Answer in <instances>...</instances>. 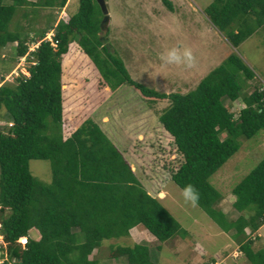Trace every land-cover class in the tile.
<instances>
[{"label": "trees", "instance_id": "trees-1", "mask_svg": "<svg viewBox=\"0 0 264 264\" xmlns=\"http://www.w3.org/2000/svg\"><path fill=\"white\" fill-rule=\"evenodd\" d=\"M66 1L0 0V53L14 43L9 60L0 58V108L9 122L0 126V264H111L88 256L103 240L127 238L133 226L158 244L185 234L96 122L84 118L64 133L63 125H71L68 81L89 67L108 92L125 84L150 106L167 100L156 119L181 157L168 179L180 190L194 185L197 206L237 243L246 263L264 264V249L254 248L256 236H249L264 222V154L231 188L238 197L231 204L238 212L232 220L217 207L221 196L208 181L237 149L238 136L264 132V88L243 92L251 70L230 52L190 90L147 88L131 79L120 57L109 51L106 33L98 34L101 13L95 0H77L66 20L46 23L33 36L9 29L26 5L62 8ZM160 1L172 10L169 0ZM203 12L232 47L264 25V0H211ZM49 30L54 46L42 40ZM36 41L28 50V42ZM20 57L27 75L17 69L11 82L4 80ZM237 99L246 107L234 115L230 103ZM30 159L48 161L47 182L30 173ZM19 237L25 238L23 244ZM121 256L127 264H155L145 244H108L107 259Z\"/></svg>", "mask_w": 264, "mask_h": 264}, {"label": "rangeland", "instance_id": "rangeland-1", "mask_svg": "<svg viewBox=\"0 0 264 264\" xmlns=\"http://www.w3.org/2000/svg\"><path fill=\"white\" fill-rule=\"evenodd\" d=\"M169 1L171 11L160 0H106L109 19L98 34L106 33L104 42L109 44L110 52L120 57L131 79L156 91L182 93L192 89L203 75L234 52L253 73V78L245 81L248 86L243 92H250L254 86L264 88V25L232 47L216 29L210 28L203 15L204 7L211 0ZM76 9L77 0H67L62 9L26 5L14 15L9 29L17 27L22 33H28V37L33 36L36 28L60 18L66 20ZM27 45L33 47L29 42ZM174 46L191 48L196 57L195 67L164 64L160 54ZM13 48L14 43H7L1 49L0 58L8 61ZM15 67L23 71L21 58L15 61L10 72ZM8 74L4 79L11 82L13 74ZM68 85L71 125L64 122V133L84 118L96 122L134 169L145 190L154 195L185 231L182 236L176 234L158 244L145 229H131L128 238L103 240L88 257L96 256L103 263L127 264L123 256L117 261L106 258L108 244L141 243L147 246L149 260L155 264H248L228 233L221 231L197 205L185 203L181 190L168 179L181 157L156 119V113L167 100L150 106L133 87L125 84L108 92L91 67L89 71L75 73ZM241 106L237 99L230 103V110L235 115ZM7 121L6 113L0 108V126L7 125ZM236 143L237 149L208 178L221 196L217 207L228 220L234 219L238 212L225 203V197L263 156L264 132L259 130L249 138L238 136ZM28 169L41 181L49 180L47 160L30 159ZM159 188V194L155 195ZM162 192L166 193L163 197ZM258 230L256 234L263 242L264 223ZM2 253L4 245L0 239V256Z\"/></svg>", "mask_w": 264, "mask_h": 264}, {"label": "clouds", "instance_id": "clouds-1", "mask_svg": "<svg viewBox=\"0 0 264 264\" xmlns=\"http://www.w3.org/2000/svg\"><path fill=\"white\" fill-rule=\"evenodd\" d=\"M62 8H64V7H62ZM49 33H51L50 40H47L45 38V35L49 34ZM51 37H52V32L49 30L44 34V37L42 38V40L49 41V43L51 44V42H54V41H52ZM37 43H38V41L33 42V43L31 42L30 45H33V47L28 46V50H32L37 45ZM54 45H55V42H54ZM20 58H23V57H20ZM159 58L166 65L184 66L186 68H193L196 65V57H195L192 49L189 47L174 46V47L168 48L166 51H164L163 53L160 54ZM22 61H23V59H22ZM17 67H15L14 69L16 70ZM23 71L26 73L24 67H23ZM10 73L8 74L9 76L11 75ZM26 75H27V73H26ZM242 107H246V105H243ZM180 194H181L183 200L185 201V203L190 204L191 206H196L199 202V198H200L199 191L192 184L185 185L183 187V189L181 190ZM165 195H166V193H163V192L161 193L162 197ZM236 202H238V197L234 194H229L227 197H225V203L235 204ZM18 239H22V241L18 240L19 243H21V244L24 243V240H25L24 237H19Z\"/></svg>", "mask_w": 264, "mask_h": 264}, {"label": "crops", "instance_id": "crops-1", "mask_svg": "<svg viewBox=\"0 0 264 264\" xmlns=\"http://www.w3.org/2000/svg\"><path fill=\"white\" fill-rule=\"evenodd\" d=\"M65 6V5H64ZM63 6V7H64ZM173 10V9H172ZM204 15V17H205V14H203ZM206 18V17H205ZM207 20V19H206ZM210 24V23H209ZM211 26V25H210ZM210 28H214L213 26H211ZM224 38V37H223ZM225 39V38H224ZM225 41H226V39H225ZM227 42V41H226ZM228 43V42H227ZM229 44V43H228ZM117 147V146H116ZM126 160V159H125ZM127 161V160H126ZM159 190H160V188L158 189V190H155V195H158L159 194ZM148 192V191H147ZM149 193V192H148ZM150 194V193H149ZM151 195V194H150ZM152 196H154V195H152ZM264 223V222H263ZM262 223V224H263ZM261 224V225H262ZM261 225L253 232V236H256V238L254 239L253 238V244H252V246L253 247H255V248H257V247H261V248H263L264 249V238H263V242H260L261 241V238H259V236L256 234V232L257 231H260V230H258L260 227H261ZM131 229H135V230H137V231H143V229L141 228V227H139V226H133V227H131L129 230H128V234H129V231L131 230ZM247 229H245V233H247ZM128 238V237H127ZM200 247V246H199ZM238 252H239V250H238ZM240 253V252H239ZM242 256V255H241ZM244 262H246L245 260H244Z\"/></svg>", "mask_w": 264, "mask_h": 264}, {"label": "water", "instance_id": "water-1", "mask_svg": "<svg viewBox=\"0 0 264 264\" xmlns=\"http://www.w3.org/2000/svg\"><path fill=\"white\" fill-rule=\"evenodd\" d=\"M99 11L101 13V19L99 21V27L102 29L103 25H106L108 22V11H107V4H106V0H95Z\"/></svg>", "mask_w": 264, "mask_h": 264}, {"label": "built area", "instance_id": "built-area-1", "mask_svg": "<svg viewBox=\"0 0 264 264\" xmlns=\"http://www.w3.org/2000/svg\"><path fill=\"white\" fill-rule=\"evenodd\" d=\"M50 36H51V33H49V34H46L45 35V38L47 39V40H50ZM51 45L53 46L54 45V42H51ZM21 59H23V58H21ZM21 73H23L24 75H26V73L24 72V71H22V70H19ZM11 75L13 74V76H15V75H17V72H16V70L14 69L11 73H10ZM9 124V123H8ZM18 240H20V241H22V239H18ZM0 262H1V260H0ZM10 264V263H9Z\"/></svg>", "mask_w": 264, "mask_h": 264}]
</instances>
